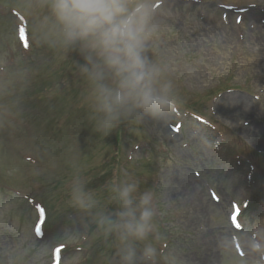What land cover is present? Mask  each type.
Masks as SVG:
<instances>
[{"label": "rangeland", "instance_id": "374dc122", "mask_svg": "<svg viewBox=\"0 0 264 264\" xmlns=\"http://www.w3.org/2000/svg\"><path fill=\"white\" fill-rule=\"evenodd\" d=\"M153 7L164 22L160 54L182 99L162 120L97 134L76 53L33 45L27 31L22 59L15 48L8 53L14 62L0 71L11 92L0 99V264H47L53 246L52 264H70L76 248L65 241L74 237L82 264H117L111 238L71 204L77 172L108 211L115 205L106 188L117 177L153 189L155 242L175 249L184 264H233L229 245L245 256L242 243L264 220V144L243 129L252 122L264 129V56L243 43L248 29L264 34V0H153ZM10 21L0 19V32ZM232 97L250 100L255 115L239 113Z\"/></svg>", "mask_w": 264, "mask_h": 264}, {"label": "clouds", "instance_id": "9594fccd", "mask_svg": "<svg viewBox=\"0 0 264 264\" xmlns=\"http://www.w3.org/2000/svg\"><path fill=\"white\" fill-rule=\"evenodd\" d=\"M0 9L9 16L14 9L27 20L33 45L79 56L74 66L88 85L87 107L95 133L107 136L125 123L162 120L181 105L171 66L160 54L164 22L153 0H0ZM19 33L15 19L0 32V71L14 62L8 54L12 48L22 59ZM28 75L24 73L22 87H27ZM8 83L0 80V99L11 95ZM106 191L115 205L111 211L98 206L88 181L77 172L69 197L105 240L111 238L117 264H184L175 249L155 242L160 212L153 189L141 190L138 180L126 176L110 181ZM255 223L241 245L244 257L229 245L233 264H264V220ZM65 244L76 248L70 264H82L76 238ZM53 248L47 264H52Z\"/></svg>", "mask_w": 264, "mask_h": 264}, {"label": "bare ground", "instance_id": "6f19581e", "mask_svg": "<svg viewBox=\"0 0 264 264\" xmlns=\"http://www.w3.org/2000/svg\"><path fill=\"white\" fill-rule=\"evenodd\" d=\"M249 13V12H248ZM243 19L248 20L249 19V14H246V16L243 17ZM209 22L214 24L212 19L209 17ZM245 27H248V24L246 23ZM246 36L244 38V43L243 47L248 51L249 54L252 55H261L264 56V34L258 33L255 31V29H248L245 32ZM257 46V47H254ZM260 49L261 52H254L253 50H258ZM230 101L233 102L232 105L236 108L239 109V113H244L248 118L253 117L255 115L254 113V105L253 103H249L250 100L246 98H241V97H236V98H230ZM235 109V110H236ZM234 111V110H233ZM248 120L244 121L243 124H247ZM251 123V122H250ZM241 125V124H239ZM246 130V133L250 138L252 139L253 142H258L261 143L262 145L264 144V129L260 128L259 125L255 123H251L247 127L243 128ZM190 186V185H188ZM195 197H200L202 195H198L197 191H195L194 194ZM202 198H204L202 196ZM215 205V204H213ZM200 219V218H199ZM201 220V219H200Z\"/></svg>", "mask_w": 264, "mask_h": 264}, {"label": "snow or ice", "instance_id": "6c2138e0", "mask_svg": "<svg viewBox=\"0 0 264 264\" xmlns=\"http://www.w3.org/2000/svg\"><path fill=\"white\" fill-rule=\"evenodd\" d=\"M233 219L235 220V219H236V217H233Z\"/></svg>", "mask_w": 264, "mask_h": 264}]
</instances>
